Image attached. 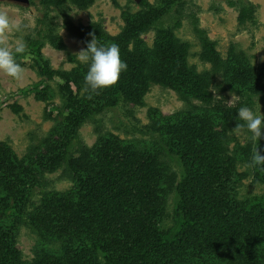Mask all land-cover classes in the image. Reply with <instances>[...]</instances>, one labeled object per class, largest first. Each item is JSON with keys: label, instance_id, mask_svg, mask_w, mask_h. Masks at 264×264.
<instances>
[{"label": "trees", "instance_id": "trees-1", "mask_svg": "<svg viewBox=\"0 0 264 264\" xmlns=\"http://www.w3.org/2000/svg\"><path fill=\"white\" fill-rule=\"evenodd\" d=\"M149 1L140 0L135 12L122 10L123 25L115 35L98 22L76 25L64 19L68 33L85 48L93 36L97 44L119 46L127 69L114 85L97 93L86 90L87 64L54 69L41 53L46 43L65 49L53 27L43 37L38 30L25 38V52L16 61L24 66L32 58L31 69L45 80H59L65 99L62 108L55 105L48 112L54 123L49 134L32 141L21 158L0 141V264H264V192L236 195L250 172L264 182V167L250 164L253 141L228 145L231 131L250 135L239 127L236 108L254 106L253 97L264 105V63L252 64L233 47L222 58L194 17L199 57L210 65L198 71L189 63V43L176 34L187 0ZM91 2L40 0L45 9L40 23H49L51 6L83 10ZM228 5L238 12L239 28L255 23L254 4L230 0ZM169 9L174 12L171 22L157 25ZM149 31L154 33L150 46L142 38ZM215 75L238 98L235 107L213 94ZM152 85L176 92L184 107L170 115L150 108L144 126L150 139L98 134L90 147L79 143L76 156L67 155L88 117L120 99L144 105ZM35 96L47 99L40 91ZM240 162L252 167L250 172H238ZM58 169L71 182L67 189L49 187L46 175ZM22 223L36 237L30 259L16 247Z\"/></svg>", "mask_w": 264, "mask_h": 264}, {"label": "rangeland", "instance_id": "rangeland-1", "mask_svg": "<svg viewBox=\"0 0 264 264\" xmlns=\"http://www.w3.org/2000/svg\"><path fill=\"white\" fill-rule=\"evenodd\" d=\"M228 1L230 0H187L186 7L182 11V26L176 30V34L180 39L189 43V63L195 65L198 71L209 69L210 65L203 62L199 57L200 41L192 29L194 17L197 26L204 30L206 37L214 41V48L222 58H225L229 48L233 47L236 51L242 52L252 64L264 63V0H233L239 5L252 3L256 6L255 23H248L245 28H239L237 25L238 12L235 7L228 5ZM149 2L152 3L153 0ZM139 8V2L136 0H116V4L112 0H92L90 5L83 10L73 5L71 7L65 6L61 10L51 6L47 10L50 21L44 25L40 23L45 12L40 0H30L28 4L0 0V12L7 13L12 21H19L22 24L20 31L13 30L5 37H0V44L14 48L16 43L22 41L26 45V37L36 36L38 30L41 31L43 37L48 29L53 27V31L63 38L65 49L56 50L46 43L41 49V53L49 59L52 68L70 70L79 62L77 59L78 52L85 47L77 37L68 33L63 25L65 18L76 25L98 22L109 34L115 35L123 25L121 11L128 9L135 12ZM173 17L174 12L169 9L162 14L157 25H167ZM153 34V31H149L142 35L148 46L152 44ZM69 54L76 62L68 59ZM24 62L25 64L22 66L24 71L18 80L0 72V141L6 142L19 158L27 153L32 141L40 140L49 134L54 123L48 112L55 105L62 108L65 99L64 96L62 97L63 93L61 95L59 80L48 81L43 76L38 75L30 67L32 58L25 59ZM213 79V94L218 98L225 99L226 105L233 106V102L237 105L238 98L230 93L220 75H215ZM38 91L41 94H46L47 99L38 100L35 96ZM257 102L252 108L256 109L260 106L261 113H264V105L259 100ZM11 104L18 105L20 110L14 112ZM182 107H184V102L178 98L176 92L160 85L150 86L144 96V105H127L121 99L108 103L101 112L88 117L78 127L77 135L71 140L67 155L76 156L75 149L79 143L90 147L96 141L98 134L116 135L121 139L133 137L150 139L151 136L144 132V126L150 120L149 109L157 108L161 114L170 115ZM55 114L56 111L52 113V115ZM261 131L264 133V128ZM248 137L245 131H231L228 139L229 148H232L235 142L245 145ZM257 151L264 155V135L258 138ZM172 165L175 168L174 164ZM250 169L246 163L242 162L237 166L238 172L244 170L250 172ZM61 170L58 169L46 175L49 187L57 190L70 187L71 182L61 177ZM176 170L178 173L182 172L178 168ZM236 190L237 198L261 194L264 192V182L255 179L250 172L247 177L239 182ZM171 210L172 197L170 196L167 198L166 213L169 214ZM165 222L170 224V218ZM35 239L36 237L29 227L22 223L19 228L16 247L22 252L24 259H30L33 256L32 248Z\"/></svg>", "mask_w": 264, "mask_h": 264}, {"label": "clouds", "instance_id": "clouds-1", "mask_svg": "<svg viewBox=\"0 0 264 264\" xmlns=\"http://www.w3.org/2000/svg\"><path fill=\"white\" fill-rule=\"evenodd\" d=\"M21 22L12 21L7 13L0 12V37H5L9 32L20 31ZM25 52L24 43L18 42L14 48L0 44V72L13 79H20L24 69L16 61V56ZM79 62L87 64V71L84 75L86 90L97 93L99 90L114 85L119 79L120 73L127 69V64L120 57L119 46L115 43L109 45L97 44L94 36L87 47L78 52ZM257 102V97H253ZM258 103V102H257ZM259 105V104H258ZM235 107V102H233ZM237 117L242 121L239 127L244 128L250 135L249 140L255 143L254 155L251 165L264 167V155L257 151V141L264 133V113H261L260 106L256 109L247 104L236 108Z\"/></svg>", "mask_w": 264, "mask_h": 264}, {"label": "water", "instance_id": "water-1", "mask_svg": "<svg viewBox=\"0 0 264 264\" xmlns=\"http://www.w3.org/2000/svg\"><path fill=\"white\" fill-rule=\"evenodd\" d=\"M10 1H14V2H18L20 4H28L29 0H10ZM137 2H139L140 0H136Z\"/></svg>", "mask_w": 264, "mask_h": 264}]
</instances>
